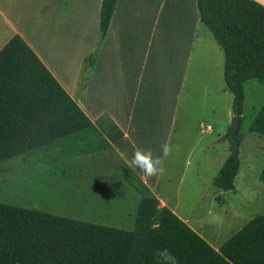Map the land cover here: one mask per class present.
<instances>
[{"label": "crops", "instance_id": "obj_1", "mask_svg": "<svg viewBox=\"0 0 264 264\" xmlns=\"http://www.w3.org/2000/svg\"><path fill=\"white\" fill-rule=\"evenodd\" d=\"M252 1L264 7V0ZM101 3L42 0L37 5L0 0V49L19 35L92 122L105 115L122 133L111 143L100 131L91 129L99 139L95 148L75 153L73 159L52 157L34 165L53 164L61 176L73 178L75 202L88 206L79 216L107 227L100 221H107L113 211H131V222L132 214L136 217L141 196L127 182L128 177H138L160 206L175 214L177 204L171 205V200L180 186L174 191L169 178L173 152L164 158L166 175L151 179L131 166L133 153L141 148L150 150L154 157L163 156L161 145L165 142L180 145L197 105L205 109L207 97L217 92L225 95V103L229 100V115L233 97L226 96L230 93L227 88L207 86L218 68L223 75L224 56L200 23L196 0H116L103 43L84 76L85 59L99 36ZM30 14H42L37 29L29 20ZM204 129L212 130L210 125ZM68 161L72 162L70 171L57 166ZM20 163L25 169L32 166L28 158ZM27 210L54 215L33 206Z\"/></svg>", "mask_w": 264, "mask_h": 264}, {"label": "trees", "instance_id": "obj_2", "mask_svg": "<svg viewBox=\"0 0 264 264\" xmlns=\"http://www.w3.org/2000/svg\"><path fill=\"white\" fill-rule=\"evenodd\" d=\"M115 3L102 0L92 60ZM196 5L200 23L224 56L223 81L233 97L232 113L239 117V143L244 85L254 80L264 86V7L252 0H196ZM91 129L111 143L122 137L105 115L92 122L27 43L14 35L0 49V163ZM249 129L264 136V104ZM233 147L212 179L224 193L235 190L240 166ZM259 180L264 183V166ZM127 182L141 196L131 231L0 203V264H157L155 251L161 248H168L179 264H264V213L215 249L160 206L138 177H128Z\"/></svg>", "mask_w": 264, "mask_h": 264}, {"label": "rangeland", "instance_id": "obj_3", "mask_svg": "<svg viewBox=\"0 0 264 264\" xmlns=\"http://www.w3.org/2000/svg\"><path fill=\"white\" fill-rule=\"evenodd\" d=\"M26 1L42 4V0L37 2L23 0V3ZM41 15L30 14L29 20L35 29L38 28ZM96 44L97 41L94 47ZM94 47L85 59L82 71L84 76L89 72L86 70L92 61L90 55ZM206 83L215 89L226 90L223 75H219V68L215 79L211 83ZM215 94L207 97L205 109L197 108V105L196 109L191 111L188 130L184 129L180 145H174L179 146V152L173 151V168L169 178L174 191L178 189V185L180 186L171 200V205L177 204L175 214L217 249L250 219L264 213V183L259 180L264 166V136L253 134L249 129L264 104V86L254 80H249L244 85L237 148L240 166L235 177V190L223 194L212 185V178L232 151L233 142L228 136L232 110L227 115L230 108L229 100L225 103V95L221 97L217 92ZM225 94L232 98L230 93ZM197 103L196 100L195 104ZM207 125L211 126V132L203 130ZM98 140L94 131L84 130L55 142L48 149L41 148L11 161H5L6 163L0 165V203L26 209L33 206L57 216L88 221L86 216L84 218L79 216L87 212L88 206L85 202L81 204L75 202V193L71 191V186H74L73 178L61 176L53 164L36 167L37 169L34 165L37 164L36 161L45 162L53 159L52 157L70 156L73 159L75 153L98 146ZM27 158L32 164L29 169H25L20 163V159ZM57 166L72 170L71 161L64 162L63 168L60 167L61 164ZM113 213L114 215H110L107 221L100 222L105 223L107 227L126 231L133 229L135 218L132 214V222L130 221L131 211Z\"/></svg>", "mask_w": 264, "mask_h": 264}, {"label": "clouds", "instance_id": "obj_4", "mask_svg": "<svg viewBox=\"0 0 264 264\" xmlns=\"http://www.w3.org/2000/svg\"><path fill=\"white\" fill-rule=\"evenodd\" d=\"M161 149L163 156L154 157L150 150L137 148L131 158V166L139 169L147 179L166 175L167 169L164 167V158L170 156L174 150H178L179 146L165 142L161 145ZM155 257L157 264H179L177 257L168 248L156 249Z\"/></svg>", "mask_w": 264, "mask_h": 264}, {"label": "water", "instance_id": "obj_5", "mask_svg": "<svg viewBox=\"0 0 264 264\" xmlns=\"http://www.w3.org/2000/svg\"><path fill=\"white\" fill-rule=\"evenodd\" d=\"M238 121H239V117L238 116H234L233 113H231V125L229 128V138L232 140L233 145H234V150H237L238 148V141L236 138V131H237V127H238ZM224 192L222 191L221 194H223Z\"/></svg>", "mask_w": 264, "mask_h": 264}]
</instances>
